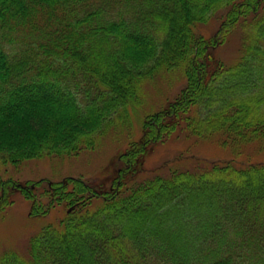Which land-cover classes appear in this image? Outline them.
I'll return each instance as SVG.
<instances>
[{
  "label": "trees",
  "instance_id": "1",
  "mask_svg": "<svg viewBox=\"0 0 264 264\" xmlns=\"http://www.w3.org/2000/svg\"><path fill=\"white\" fill-rule=\"evenodd\" d=\"M221 10L210 40L193 34ZM249 19L253 39L239 62L207 80L208 50ZM263 42L264 0H0V163L93 148L136 99L137 80L159 67L179 69L186 85L147 117L143 144L119 157L125 167L176 130L166 120L191 109L196 136L262 140ZM42 184L46 204L32 191ZM18 188L31 216L59 205L67 213L61 230L48 224L30 240L28 258L9 252L0 264H264V165L175 171L127 192L71 177L25 186L0 179V199Z\"/></svg>",
  "mask_w": 264,
  "mask_h": 264
},
{
  "label": "rangeland",
  "instance_id": "2",
  "mask_svg": "<svg viewBox=\"0 0 264 264\" xmlns=\"http://www.w3.org/2000/svg\"><path fill=\"white\" fill-rule=\"evenodd\" d=\"M225 12L221 10L208 22L195 24L193 34L210 40L222 26ZM252 17L249 18L252 20ZM250 19L240 20L222 43L208 50L204 60L207 80L218 70L234 67L239 62L244 47L253 39ZM185 85L186 79L179 69L157 68L154 74L137 80L136 99L127 106L124 117L98 137L93 148L71 156H47L17 164L0 163V179L25 186L37 181L59 182L71 177L81 179L88 187L99 191L119 189L127 192L129 188L153 178H169L175 171L199 173L215 164L228 162L236 168L264 165V139L239 144L223 133L206 137L192 134L187 128L186 118L194 117L196 109L181 114L177 119L166 120L168 125L176 123V130L164 134L159 140L147 142L133 166L125 167L119 162L120 155L132 146L143 144L147 117L166 109ZM122 169L127 172L121 180L118 174ZM19 189L8 190L0 199V256L11 252L28 258L30 240L48 224L61 230L60 223L67 213V208L59 205L43 216H31L30 202ZM46 190L45 184L32 188L41 204L47 203L43 195ZM100 203L101 198H97L90 209L94 210Z\"/></svg>",
  "mask_w": 264,
  "mask_h": 264
}]
</instances>
